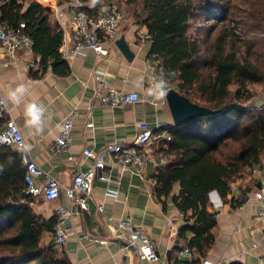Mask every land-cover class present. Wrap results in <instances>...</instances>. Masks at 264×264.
<instances>
[{
  "label": "trees",
  "instance_id": "1",
  "mask_svg": "<svg viewBox=\"0 0 264 264\" xmlns=\"http://www.w3.org/2000/svg\"><path fill=\"white\" fill-rule=\"evenodd\" d=\"M201 12L211 16L212 26L230 7L222 0H142L134 16L135 24L146 29L147 57L156 62L155 74L212 110L157 129L166 130L170 140L155 150L167 161L154 174V194L163 206L169 199L181 212L184 223L177 237L197 254L191 263L198 262L215 239L217 211L208 208L211 192L233 208L242 205L244 199L228 198L232 182L264 162V107L244 105L255 95L248 85L264 84V71L229 48L230 33L222 26L204 59L209 71L203 75L201 43L191 36V20ZM52 16L53 5L40 0H6L0 5V21L15 28L23 23L22 30L32 38L40 74L51 69L67 75L69 65L59 53L62 30ZM3 124L0 118V129ZM24 168L20 152L0 146V264H72L51 241H43L55 216L45 219L35 211L33 197L24 190Z\"/></svg>",
  "mask_w": 264,
  "mask_h": 264
},
{
  "label": "crops",
  "instance_id": "2",
  "mask_svg": "<svg viewBox=\"0 0 264 264\" xmlns=\"http://www.w3.org/2000/svg\"><path fill=\"white\" fill-rule=\"evenodd\" d=\"M137 31L146 34L145 27L130 24L126 18L119 30V37L124 36L134 52L131 61L113 43L106 55L96 57L89 52L66 59L70 68L67 75L51 69L41 75L40 70H34L30 65L38 56L25 49L16 53L11 65L0 66V97L5 99L10 116L23 133L28 156L57 176L62 187L71 185L78 166L84 169L93 163L94 158L83 154L85 147L100 150L111 142L130 143L143 126L155 130L173 124L166 99L154 101L145 95L148 89L146 72L150 67L154 68L156 62L147 57L149 40H140ZM94 69L105 72L109 85L119 90L138 91L140 99L121 107L98 106L90 111L88 105L94 87L91 72ZM19 85H23L26 91L19 103H15L8 99V93ZM30 103L39 104L46 110L40 131L25 124V107ZM70 113L74 114L70 152L57 151L53 143L61 122ZM89 121L93 122L92 126H87ZM156 149L157 145L152 147L155 155ZM159 169L152 163L139 171L133 167L123 169L121 163L107 156L106 173L110 181L96 179L88 213L74 211L66 220L69 238L59 251L72 264H148L139 259L136 249L125 245L121 231L107 219L108 216L114 219L129 217L155 239L159 258L154 264L187 260L178 253L187 247L177 237L178 229L184 223L183 216L169 199L163 206L154 194V174ZM254 179L251 172L246 171L232 182L228 198L244 199L242 205L235 208L229 202L223 203L216 191L211 192V200L215 197L220 205L216 209L211 205L208 207L217 211V225L213 229L214 242L203 256L204 260L212 264L231 261L263 264L264 248L261 245L252 247L253 242L264 240V217L257 216L259 203L254 192L258 182ZM106 186L116 189L117 196L105 195ZM60 202L68 204L63 188L58 200L47 201L38 197L34 199L33 207L48 219L54 216V209ZM97 203L104 206V212L96 209ZM48 231L44 232L43 239L49 240Z\"/></svg>",
  "mask_w": 264,
  "mask_h": 264
},
{
  "label": "built area",
  "instance_id": "3",
  "mask_svg": "<svg viewBox=\"0 0 264 264\" xmlns=\"http://www.w3.org/2000/svg\"><path fill=\"white\" fill-rule=\"evenodd\" d=\"M5 1L0 0V5ZM40 1L53 4V21L62 30L59 53L65 60L77 55H86L89 52L96 57L108 54L109 45L115 43L119 37V30L125 19L124 10L119 0H109L100 6L96 5L101 0L95 6L90 5V0ZM22 26L23 23L15 28L0 21V66L11 65L20 49L33 52V40L22 30ZM137 35L140 40L147 38L146 34L141 31H137ZM30 65L32 69L39 70V58L33 60ZM91 78L94 87L88 105L90 111L98 106L121 107L134 103L128 102V97L131 95L137 97L136 101L140 99V94L136 90H119L109 85L105 72L101 69H94L91 72ZM161 79L155 74L154 68L150 67L146 72L145 84L149 88ZM0 118L4 119V124L0 129V146L7 145L20 152L25 166L23 176L25 193L32 196L33 199L42 197L47 201H56L60 198L61 188L65 191L68 204L60 202L56 205L54 209L55 222L52 229L48 231L49 241L57 249H61L69 238L68 227L65 225L66 220L72 216L74 211L88 213L96 179L104 182L110 181L109 175L106 173L107 156L112 161L121 163L123 169L133 167L136 171L144 169L149 163L159 169L167 161L165 155L158 153L155 155L152 147L157 145L158 148L160 145H165L170 140L169 133L166 130H157L158 128L154 130L143 126V129L137 132L130 143L111 142L100 150L85 147L82 152L86 157L94 158L93 163L84 169L78 166L74 171L71 185L62 187L57 176L44 170L28 156L23 133L14 118L10 116L9 108L3 97H0ZM73 118L74 114L70 113L61 122L59 133L53 143L55 150L70 152ZM92 124L93 122L89 121L87 126H92ZM69 157L73 158L71 155ZM251 174L260 184L254 192V197L259 203L257 216L264 217V167H254ZM153 182L156 183V179ZM104 194L116 197L117 190L106 186ZM31 204H34V200ZM219 205V200L215 197L212 198L211 206L216 209ZM96 209L99 212H104L105 208L101 203H97ZM107 219L114 222L116 228L123 234L126 243L136 249L139 259L147 261L148 264H154L158 260L156 241L144 227L136 225L129 217L114 219L112 216H108ZM259 245L264 248V240L260 243L256 241L252 243V247ZM178 253L180 256L186 257L187 260L176 259L171 264H212L204 260L203 257L199 258L198 262L191 263L197 254L188 247L181 248ZM261 262L264 264V254Z\"/></svg>",
  "mask_w": 264,
  "mask_h": 264
},
{
  "label": "rangeland",
  "instance_id": "4",
  "mask_svg": "<svg viewBox=\"0 0 264 264\" xmlns=\"http://www.w3.org/2000/svg\"><path fill=\"white\" fill-rule=\"evenodd\" d=\"M119 1L125 13L124 18L130 24H135L134 16L141 9L142 0ZM222 3L230 7V12L214 25L210 26L212 18L204 12L191 20V36L201 43L202 74H208L209 69L206 67L204 59L209 55L213 39L222 26L230 33L229 48L259 70L264 71V0H222ZM248 86L255 95L244 105L250 107L253 104H258L264 107V84L250 83ZM174 87V82H168L167 89H174ZM260 167H264V162ZM247 172L249 173L251 170ZM43 241L47 243L49 240L43 239Z\"/></svg>",
  "mask_w": 264,
  "mask_h": 264
},
{
  "label": "water",
  "instance_id": "5",
  "mask_svg": "<svg viewBox=\"0 0 264 264\" xmlns=\"http://www.w3.org/2000/svg\"><path fill=\"white\" fill-rule=\"evenodd\" d=\"M115 43L125 58L131 61L134 57V52L129 47L124 36L118 37ZM165 99L173 120L172 126H177L183 122L191 120L198 115H206L212 111L206 106L191 101L185 95L180 94L173 88H169L167 90ZM257 186L259 187L260 184L258 183ZM125 245L135 249L134 247L129 246L126 242Z\"/></svg>",
  "mask_w": 264,
  "mask_h": 264
},
{
  "label": "clouds",
  "instance_id": "6",
  "mask_svg": "<svg viewBox=\"0 0 264 264\" xmlns=\"http://www.w3.org/2000/svg\"><path fill=\"white\" fill-rule=\"evenodd\" d=\"M99 0H90V5L95 6ZM168 81L158 80L151 87L146 90L145 95L151 97L154 101H160L167 95ZM26 89L23 85L17 86L15 89L9 91L8 99L12 102L19 103L21 97L24 95ZM137 97L131 95L128 97V102H135ZM45 109L36 103L27 104L25 107V124L34 128L36 131L42 130V123L44 118Z\"/></svg>",
  "mask_w": 264,
  "mask_h": 264
}]
</instances>
